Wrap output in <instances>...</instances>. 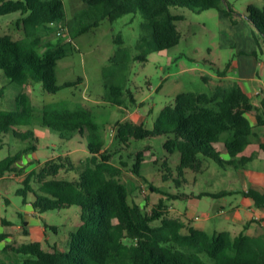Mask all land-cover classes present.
I'll use <instances>...</instances> for the list:
<instances>
[{"label":"trees","instance_id":"1","mask_svg":"<svg viewBox=\"0 0 264 264\" xmlns=\"http://www.w3.org/2000/svg\"><path fill=\"white\" fill-rule=\"evenodd\" d=\"M82 1L85 6L81 16L74 14L69 19L64 0H0V17L17 13L16 26L23 33L20 37L9 32L0 34V69L5 71L10 83L30 86L42 82L47 91L57 92L81 81L80 76L76 81L59 83V61L68 56L75 37L96 29L106 18L113 21L126 13H142L143 32L137 42L136 59L144 61L151 52L180 41L182 33L177 21L185 16L173 13L174 6L196 12L218 8L236 22L233 9L226 7L222 0ZM248 12V18L264 37V5L251 4ZM60 20L65 21L72 40L56 36L57 28L53 23ZM113 58L118 70L123 71L130 55L123 51ZM219 73L226 74L225 71ZM107 85L112 89L107 98L122 105L125 102V97H120L122 84ZM131 99L135 101V96ZM15 100V108H0V150L8 144L9 132L19 139L34 136L32 128L23 127L38 118L44 126L58 131L62 138L70 139L77 132L86 135L89 155L79 161L69 154L49 158L39 171L33 169L28 173L25 186L17 191L24 196V202L32 192L31 203L40 213L80 206L81 222L70 233L67 246L53 243L46 247L42 240L8 244L2 248L3 254L12 251L21 254L22 259L0 264H264V233L210 232L191 225L190 220L169 214L166 198L179 199L187 194L171 192L148 179L142 173L145 157L141 149L130 170L148 182L150 191L163 195L149 211L144 210L121 178L128 163L124 160L115 163L116 151L105 148L102 127L92 106L81 103L71 107L57 102L47 103L39 110L27 92L18 93ZM249 113L255 116L257 124H264V100L260 104L253 102L237 81L219 83L210 92L178 93L174 103L162 108L153 128L132 119L118 121L116 139L118 144L129 146L135 138L166 135L164 147L180 153V184L187 168L201 169L204 158L211 157L224 166L236 167L253 158L251 155L241 160L237 158L251 143L253 123ZM222 140L228 158L222 157L218 148ZM31 147L36 148V145ZM27 148L0 159V176L7 171L24 170L20 162ZM63 170L76 171L78 176L72 180L59 177ZM164 178L170 179V174L164 173ZM246 194L257 206H264V191L251 188ZM52 227L57 230V226Z\"/></svg>","mask_w":264,"mask_h":264},{"label":"rangeland","instance_id":"2","mask_svg":"<svg viewBox=\"0 0 264 264\" xmlns=\"http://www.w3.org/2000/svg\"><path fill=\"white\" fill-rule=\"evenodd\" d=\"M64 2L69 19L74 14L81 16L85 6L82 0ZM222 3L233 9L236 22L218 8L196 12L186 7H172L173 13L185 16L177 21L182 33L181 39L169 48L151 52L145 61L136 59L139 53L137 42L143 32L142 13H126L113 21L106 18L96 29L75 37L68 56L59 61V83L76 81L80 76L83 77L81 81L64 86L57 92H49L42 82H35L30 86L10 83L5 71L0 69V108H15V98L20 92L29 93L39 110L47 103L57 102L71 107L81 103L92 106L102 127L105 148L116 151L113 157L115 163L121 160L128 163L121 178L131 188L132 198L144 210L149 211L163 195L150 191L148 182L130 170L136 160V153L141 149L144 150L145 157L142 173L148 179L171 192L187 194L179 199L166 198L169 214L183 216L188 208L195 217L210 216V222L215 221L213 224L219 226L208 228V231L230 228L237 234L238 230L233 227L240 229L243 225L232 218V206L239 205L241 212H245L244 189L251 183L252 176H263L261 185L264 189V124H257L254 115L248 114L253 122L251 143L237 156L238 160L244 156L253 157L244 163V168L240 167L241 162L239 167L224 166L207 157L204 158L201 169L187 168L185 179L181 176L180 184V153L170 152L164 147L166 135L135 138L129 146L118 144L116 139L118 121L132 119L153 128L162 108L174 103L176 95L183 91L210 92L216 84L237 81L254 102L260 103L264 100V37L248 18L249 5L261 7L264 0H222ZM17 17V13L1 16L0 34L9 32L20 37L23 33L16 26ZM54 38L56 37L53 36ZM123 51L128 52L130 60L127 68L119 71L113 57ZM251 58L254 65L253 61L247 60ZM220 71H225L226 74L220 75ZM204 76H208V79ZM112 82L122 84L120 97H125L122 105L107 98L112 92L107 83L111 85ZM131 96H135V101ZM28 128L34 130V136L19 139L9 132L6 138L8 144L0 150V159H3L10 153L29 147L22 155V159L28 164L26 171L12 170L0 176L2 214L12 221L15 230L22 224L19 214L27 210L24 196L17 191L25 186L24 180L31 166L39 171L52 157L69 154L79 161L89 155V139L86 135L77 132L70 139L62 138L58 131L44 126L38 118L30 126L23 127ZM32 144L36 148H32ZM164 173L170 174V179L164 178ZM77 176L76 171L63 170L59 177L72 180ZM30 185L34 187L35 183L31 181ZM5 198L9 199L8 203ZM33 198L34 194L30 192L28 199ZM221 204L226 207L222 208ZM220 210L224 213H219ZM261 212L264 213V206L261 207ZM226 214L228 217L225 218ZM39 220L41 223L32 224L30 227L36 235L42 237L44 245L50 247L58 242L65 246L68 234L75 231L81 222V208L73 205L48 210L40 213ZM46 222L49 227L44 226ZM231 222L233 227H230ZM52 226H57L58 229L54 230ZM22 239L24 238L21 236L16 241ZM21 259V254L10 251L3 255L0 251V263L17 262Z\"/></svg>","mask_w":264,"mask_h":264},{"label":"crops","instance_id":"3","mask_svg":"<svg viewBox=\"0 0 264 264\" xmlns=\"http://www.w3.org/2000/svg\"><path fill=\"white\" fill-rule=\"evenodd\" d=\"M248 61H253V65H254V60L251 58L247 59ZM246 63V61H244ZM260 93V92H257ZM254 102V101H253ZM256 104H260L259 102H255ZM253 123V122H252ZM218 148L220 150L221 156L222 157H226L228 158V154H227V150L225 148V144H224V140H222V142L218 145ZM24 162V170L22 172H25L28 164H26V162L22 159L20 164L23 165L22 163ZM242 168H244V165L240 166ZM34 169L33 166H31V169L27 171V174L32 171ZM26 174V175H27ZM259 178V179H256ZM263 180V176L260 177H251V183L249 184V186H247L244 189V202H245V212L242 213L241 209L239 207V205H233L232 206V214L233 217L235 218L236 222H239V224L243 225V227H241L240 229H238L236 226L233 227L232 222L230 223V227H233L235 229L238 230L237 234L245 231L249 234H258V233H264V213L261 212V207L263 206H257L255 203V200L250 196L246 194V191H248L251 188L257 189L259 191H264L261 182ZM1 199L2 196L0 194V251L2 252V248H4L6 245L8 244H15L18 245L20 243L23 242H29L32 240H42V237L39 235H36L32 230V224L34 225L35 223L40 222L41 220H39V216H40V212H38L32 205L31 200L28 199L26 203L27 205V210L25 211V213H20V217L22 220V224L20 226H17V229H14V224L12 223V221L5 215L2 214V203H1ZM6 203L9 202L8 198H5ZM221 207L224 208L226 207V205L221 204ZM188 213V214H187ZM219 213H224V211L220 210ZM177 216V215H175ZM182 218H184L186 221L190 220L191 225H195L199 228H203L205 230H207L208 228H214L219 227L216 224H213L215 221L210 222L211 217L209 216H205L203 218H199V217H195L194 215H192L190 213V210L187 208V212H184L183 216H180ZM228 217L227 214L225 215V218ZM230 218V217H229ZM44 226L49 227V225L47 224V222L44 224ZM58 229V228H57ZM45 230V229H43ZM214 230H230L229 229H218L215 228ZM233 234L234 231L230 230ZM15 232V233H13ZM71 233V232H70ZM14 234V235H13ZM69 235L68 234V238L66 241V245L62 246V247H66L67 243H68V239H69ZM23 237L24 239H22L21 241H16V239H20V237ZM58 243V242H55ZM4 255V254H3Z\"/></svg>","mask_w":264,"mask_h":264},{"label":"built area","instance_id":"4","mask_svg":"<svg viewBox=\"0 0 264 264\" xmlns=\"http://www.w3.org/2000/svg\"><path fill=\"white\" fill-rule=\"evenodd\" d=\"M54 26H56V36H67L68 37V26L66 25L64 20H60L58 22L53 23ZM70 40H72L71 36L68 37Z\"/></svg>","mask_w":264,"mask_h":264}]
</instances>
